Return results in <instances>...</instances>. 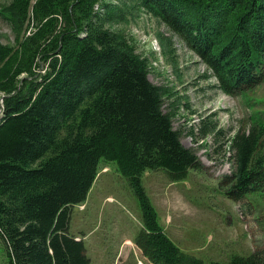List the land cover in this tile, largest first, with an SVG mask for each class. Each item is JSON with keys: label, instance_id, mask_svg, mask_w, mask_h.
<instances>
[{"label": "trees", "instance_id": "trees-1", "mask_svg": "<svg viewBox=\"0 0 264 264\" xmlns=\"http://www.w3.org/2000/svg\"><path fill=\"white\" fill-rule=\"evenodd\" d=\"M31 1L0 5L15 37V46L0 42L6 263L91 264L83 236L71 231V208L87 202L103 162L127 180L140 224L133 243L150 264H264V251L205 261L164 231L145 172L162 171L175 183L205 166L173 128L175 104L163 110L171 89L150 81V60L113 29L151 15L198 57L222 93L241 100L248 125L229 139L234 170L220 187L235 202L264 198V0ZM30 6L36 31L21 39ZM36 60L46 69L33 71ZM209 132L202 122L200 134Z\"/></svg>", "mask_w": 264, "mask_h": 264}, {"label": "rangeland", "instance_id": "rangeland-1", "mask_svg": "<svg viewBox=\"0 0 264 264\" xmlns=\"http://www.w3.org/2000/svg\"><path fill=\"white\" fill-rule=\"evenodd\" d=\"M8 2L0 0V5ZM31 25V19L26 20L21 39L29 37ZM113 29L132 37L137 53L150 60V81L171 89L163 110L167 113L175 104L173 128L180 132L183 146L205 166L203 171H191L186 180L175 183L162 171L145 172L144 186L164 231L182 250L205 261H227L233 254H262L264 198L253 195L235 202L226 198L220 187L223 177L234 170L229 139L239 128L247 127V107L222 93L206 66L158 19L141 12L128 23H116ZM0 42L15 46L11 26L1 16ZM37 63L40 66H34L35 72L42 66L39 60ZM202 122L211 129L206 136L200 134ZM100 168L104 172L98 174L87 202L71 208V231L85 236L91 264H150L133 243L140 224L127 180L114 163L102 162ZM0 264H7L1 242Z\"/></svg>", "mask_w": 264, "mask_h": 264}, {"label": "built area", "instance_id": "built-area-1", "mask_svg": "<svg viewBox=\"0 0 264 264\" xmlns=\"http://www.w3.org/2000/svg\"><path fill=\"white\" fill-rule=\"evenodd\" d=\"M31 2H33V0L31 1ZM31 19V23H32V25H31V27L33 28L32 29V31L31 32H29V36H31V35H33L34 34V32H35V28H34V25L36 26V24H35V20H34V16H33V11H32V9L30 10L29 9V14H28V20L27 21H29ZM60 26H61V24H60ZM46 67H47V65H45V68H42L41 67V69H39L37 72H40L42 69H46Z\"/></svg>", "mask_w": 264, "mask_h": 264}, {"label": "crops", "instance_id": "crops-1", "mask_svg": "<svg viewBox=\"0 0 264 264\" xmlns=\"http://www.w3.org/2000/svg\"><path fill=\"white\" fill-rule=\"evenodd\" d=\"M104 170V169H103ZM103 170H101L100 172H104ZM106 172V171H105ZM97 180V179H96ZM96 182V181H95ZM72 227H73V223H72V221H71V229H72ZM76 235H78V234H76ZM80 236V235H79ZM80 237H82V236H80ZM83 238V240L85 239V236H83L82 237Z\"/></svg>", "mask_w": 264, "mask_h": 264}, {"label": "bare ground", "instance_id": "bare-ground-1", "mask_svg": "<svg viewBox=\"0 0 264 264\" xmlns=\"http://www.w3.org/2000/svg\"><path fill=\"white\" fill-rule=\"evenodd\" d=\"M1 114V113H0Z\"/></svg>", "mask_w": 264, "mask_h": 264}]
</instances>
